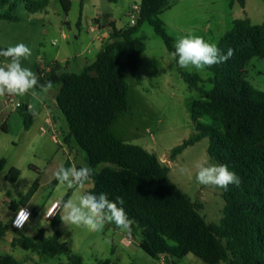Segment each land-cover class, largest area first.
<instances>
[{
  "label": "rangeland",
  "instance_id": "obj_1",
  "mask_svg": "<svg viewBox=\"0 0 264 264\" xmlns=\"http://www.w3.org/2000/svg\"><path fill=\"white\" fill-rule=\"evenodd\" d=\"M35 1V0H34ZM62 1L70 3L68 13ZM135 6L140 0H49L45 10L30 14L19 2L15 15L20 21L0 20V48L24 43L31 49V56L22 61L39 78L46 76L55 64L60 72L80 73L98 53L95 29L96 19L108 17L123 29L131 25V15H136ZM166 9L160 15L167 34L177 41L187 35L203 37L218 44L224 34L232 28L233 21L249 18L254 25L264 23V0H247L242 8L231 0H167ZM97 21V20H96ZM144 38L146 49L141 56L137 71L126 73L129 84L128 110L117 114L110 127V133L122 142L134 144L155 154L169 167L171 181L193 202L202 204L200 210L208 224L219 225L223 218L225 199L223 190L199 184L195 179L196 165L204 161L214 163L208 155L209 139L205 138L171 158L173 149L182 145L193 135L191 104L201 94L189 87L180 71L198 74L210 90L212 74L206 69H184L177 64L164 41L156 35L149 23H144L137 34ZM125 61V57H122ZM7 58L0 56V66H6ZM68 62V63H66ZM50 73V72H49ZM246 80L264 92V59L255 57L245 68ZM41 99L30 94L24 96H0V161L6 164L0 174V221L6 226V234L0 240V255H11L19 264H72L66 254L58 257H41L38 254L14 247L10 241L15 237L34 238L42 229L46 236H52L54 229L48 220L39 227L45 208L54 201L75 200L82 191H89L93 183L85 184L83 190L69 189L53 179V173L60 165L77 168L87 166L84 153L75 142L68 140L69 128L65 118L56 110L55 95L60 85H54L47 93L39 88ZM14 103L23 107L16 108ZM26 106L35 113L31 127L26 130L23 111ZM201 122L213 124L209 117ZM215 164V163H214ZM12 169L20 172L16 182L7 179ZM185 169V171H181ZM37 189L28 201V206L38 209L30 219L24 232L11 227L13 210L11 203L20 205L33 185ZM34 211V210H33ZM59 214H62L60 210ZM61 241L65 242L71 254L82 258L83 264H101L109 260L112 264H206L192 254L183 259L163 256L160 260L151 258L140 247V229L134 223L131 235L109 223L99 232L83 227L66 226L61 221L57 228ZM26 232H32L28 234Z\"/></svg>",
  "mask_w": 264,
  "mask_h": 264
},
{
  "label": "trees",
  "instance_id": "obj_2",
  "mask_svg": "<svg viewBox=\"0 0 264 264\" xmlns=\"http://www.w3.org/2000/svg\"><path fill=\"white\" fill-rule=\"evenodd\" d=\"M166 1L140 0V14L134 25L118 29L115 22H110V38L82 72L58 74L59 65L55 64L48 75H39V80L60 85L55 108L67 122V139L75 142L84 153L87 166L93 169L87 182H92L93 187L88 192L104 193L110 200L123 197L122 207L140 229V247L151 258L181 260L192 254L206 264H264V92L245 76L252 58L264 59V23L254 25L249 18L233 21L217 46L224 53L231 48L234 54L226 63L206 67L212 74L210 90L204 89L205 81L198 74L180 71L182 79L201 98L191 104L195 132L172 150L171 158L208 138L210 159L215 164L228 165L241 178L239 187L229 185L227 191L222 189L225 206L219 225L205 221L200 214L202 204L178 189L170 179L169 167L155 154L110 133L117 114L128 110L126 73L139 69L146 49L144 38L137 36L141 26L149 23L169 52L175 51L173 39L160 19ZM246 1L231 3L244 8ZM19 2L30 14L45 10L49 4V0H0V20L20 21L14 14ZM62 4L68 13L70 3ZM203 117H209L213 124L201 122ZM23 118L28 130L34 121L29 106L24 108ZM5 164L2 159L0 174ZM19 176L20 172L12 169L7 179L16 182ZM37 186L33 185L20 205L11 203V210L25 206ZM60 224L58 214L50 222L55 230L52 236L47 237L42 229L34 238L15 237L12 245L41 257L66 254L72 264H83L82 258L71 254L61 241L57 230ZM6 231L0 221V240ZM0 264L19 263L6 254L0 255ZM101 264L112 263L106 260Z\"/></svg>",
  "mask_w": 264,
  "mask_h": 264
},
{
  "label": "clouds",
  "instance_id": "obj_3",
  "mask_svg": "<svg viewBox=\"0 0 264 264\" xmlns=\"http://www.w3.org/2000/svg\"><path fill=\"white\" fill-rule=\"evenodd\" d=\"M31 54V49L24 43H17L14 46H9L6 50H0V56L8 60L6 66H0V96L30 94L35 99H41L40 93L35 89L39 88L41 92L47 93L53 88L51 81L41 83L36 73L22 65V61L30 57ZM233 54L234 51L231 48L224 53L216 43L190 34L177 41L172 56L174 59L178 58L177 64L180 68L202 70L205 67L226 63ZM196 168L195 179L201 185L225 191L228 190L229 185L236 187L241 185V178L226 164L204 161L197 164ZM181 171L183 172L185 169H181ZM92 175L93 169L88 166L77 168L75 165L71 167L60 165L54 171L52 178L69 189L83 190ZM123 204V197L110 200L104 193L82 191V194L75 200L70 198L66 201H57L51 208H45L39 227L45 226L43 221L54 216L57 209H61L60 219L66 226L74 225L86 228L91 232H99L106 224L114 223L118 229L131 235L135 221L129 218L122 207ZM30 217V210L20 207L12 221V226L20 232H24L26 224L32 227ZM32 231H36V228L32 227ZM26 233L32 234V232Z\"/></svg>",
  "mask_w": 264,
  "mask_h": 264
},
{
  "label": "crops",
  "instance_id": "obj_4",
  "mask_svg": "<svg viewBox=\"0 0 264 264\" xmlns=\"http://www.w3.org/2000/svg\"><path fill=\"white\" fill-rule=\"evenodd\" d=\"M97 20V21H96ZM95 20V23H96V26H95V29L96 30H98L99 31V36H98V38H97V47H96V49H98V53L102 50V48H103V46H104V44L108 41V39L110 38V35H111V28L108 26V24L110 23V22H113V21H111L108 17H106V18H104L103 19V21L101 22V21H99L100 19H96ZM116 24V23H115ZM117 27V26H116ZM118 29H120V28H118ZM98 53H97V55H98ZM97 55H96V57H97ZM96 59V58H95ZM95 59L93 60V61H90V62H88L87 63V65H89V64H91V63H93L94 61H95ZM66 63H68V62H66ZM86 65V66H87ZM85 66V67H86ZM57 73L58 74H61V73H63V72H60V70H58L57 71ZM55 97H57V94L55 95ZM55 100H56V98H55ZM0 117H1V119H2V121H4V117H3V114H1L0 115ZM161 160V159H160ZM162 162H163V160H161ZM25 206H27V207H29L28 206V203L25 205ZM30 208V207H29ZM31 209V208H30ZM32 211L33 210H36V211H38V209L37 208H33V209H31ZM16 211V210H15ZM15 211H13V215H14V212ZM7 233V232H6ZM5 233V234H6ZM14 238L12 237V239L10 240L11 242H12V240H13Z\"/></svg>",
  "mask_w": 264,
  "mask_h": 264
},
{
  "label": "built area",
  "instance_id": "obj_5",
  "mask_svg": "<svg viewBox=\"0 0 264 264\" xmlns=\"http://www.w3.org/2000/svg\"><path fill=\"white\" fill-rule=\"evenodd\" d=\"M134 10H135L136 15H131V17H132V19H131V25H134V24H135V22H136V20H137V18H138V16H139V14H140V6H139V7L135 6ZM49 68H50V67H49ZM49 68L46 69V70L48 71V73H49L50 70H51V69H49ZM42 76H43V74H42ZM8 102H9V104H11V105H15L16 108H21V107H23L22 104H20V103H14V100H13L12 97L9 98ZM56 202H57V201H54V202L50 205L49 208H51L52 205L55 204ZM20 207H26V208H28V209L30 210V212H31V217L33 216V211H32L29 207H27V206H20ZM20 207H19V208H20ZM19 208H18V209H19ZM18 209H17V210H18ZM17 210L14 212L13 218H12V220H11V227H12L14 230H16V231H19L18 229L14 228V227L12 226V221L15 219V215H16ZM60 210H61V209H57L55 215L52 216V217H50V218L48 219V221H52V220H53V219L59 214ZM31 217H30V219H31ZM26 225H27V224H26ZM26 225H25V226H26Z\"/></svg>",
  "mask_w": 264,
  "mask_h": 264
}]
</instances>
